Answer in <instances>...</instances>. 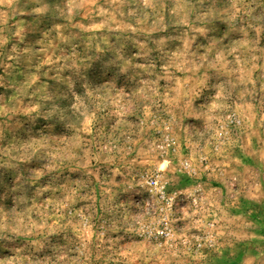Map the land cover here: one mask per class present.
Instances as JSON below:
<instances>
[{"label":"rangeland","instance_id":"rangeland-1","mask_svg":"<svg viewBox=\"0 0 264 264\" xmlns=\"http://www.w3.org/2000/svg\"><path fill=\"white\" fill-rule=\"evenodd\" d=\"M0 264H264V0H0Z\"/></svg>","mask_w":264,"mask_h":264}]
</instances>
